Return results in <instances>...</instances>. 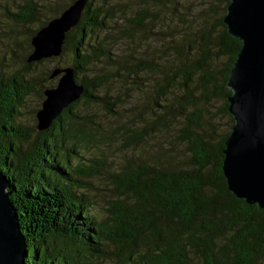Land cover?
Segmentation results:
<instances>
[{
    "label": "trees",
    "instance_id": "trees-1",
    "mask_svg": "<svg viewBox=\"0 0 264 264\" xmlns=\"http://www.w3.org/2000/svg\"><path fill=\"white\" fill-rule=\"evenodd\" d=\"M73 1L19 0L13 10H6L9 21L29 31L21 70L0 75V170L10 180L9 200L27 245L25 264H82L85 252L110 256L114 264H264V208L236 198L222 173L224 141L234 123L227 110L226 98L231 91L226 81L241 46L223 23L229 0H224L218 30L204 26L190 31L195 38L188 40L187 49L183 44L168 47L174 50L172 55L181 58L170 68L143 58L130 65L122 54L105 47L94 33L104 30L113 13L88 0L79 23L66 33L59 55L71 54L70 66L76 81L84 85L83 94L47 129L36 130L40 139L24 148L28 134L19 109L32 92L39 100L44 99L46 85L42 81H48L54 69L42 79L34 76L32 69L49 58L26 62L32 51L30 38ZM147 1L149 6L146 4L122 30L124 35L139 30L142 40L149 38L148 23L153 24L157 16L154 6H164L170 0ZM33 24L35 28L26 27ZM218 58H225V62L216 78L212 63ZM137 71L162 74L155 79L151 104L148 100L136 110L138 125L135 120H122L132 124L130 128L120 126L121 137L144 146L150 135L170 134L174 142L184 145L186 161H173V143L168 148L158 146L156 162H144L131 173L115 176L119 178L116 188L120 198L110 204L113 215L109 220L98 221L86 194L72 189L83 185L74 173L92 176L99 170L98 166L72 163L77 149L94 141L102 130L99 121L93 115L80 114L79 107L81 103L98 104L105 112L116 114L115 107L123 105L124 98L102 93L103 86L114 78L123 84L126 75L136 76ZM79 73L86 76L79 77ZM49 83V87L54 86ZM214 93L222 96L223 112L231 122L230 130L217 140L210 125V132L202 128V112L197 108L200 97L209 99ZM145 111L148 119L144 118ZM181 117L184 121L178 122ZM42 149L46 155L53 150L51 158L41 155ZM58 156L62 157L60 162ZM130 195L132 205L126 202ZM104 242L115 246L111 254L98 247Z\"/></svg>",
    "mask_w": 264,
    "mask_h": 264
},
{
    "label": "rangeland",
    "instance_id": "rangeland-1",
    "mask_svg": "<svg viewBox=\"0 0 264 264\" xmlns=\"http://www.w3.org/2000/svg\"><path fill=\"white\" fill-rule=\"evenodd\" d=\"M18 1L0 0V75L7 76L9 72L21 70L22 56L27 49L26 38L29 31L23 26H16L6 18V10H13ZM13 2L16 4L14 5ZM95 2L100 4L107 13H113V16L106 20L104 30L97 34L94 33L100 41H103L105 47L116 50L117 54H122V58L130 65L137 64L139 59L143 58L149 62L164 63L166 68L172 67L174 63L181 60L180 56L172 55L174 50L169 49V46L183 44L184 49H187L188 40L195 38V35L190 31L197 32L204 26L213 32L218 30V18L225 11L224 0H170L164 6H154L157 13L156 19L153 24L148 23L151 29V32H148L149 38L142 40L139 30H130L126 35L122 30L128 28L130 21L135 19L136 15L147 5L149 6L147 0H107L106 3L102 0H95ZM171 4H175L178 10H173ZM26 27L32 29L36 27V24ZM161 51H164V54ZM157 54L164 57L159 59ZM70 62L71 54L69 53L61 57H49V60H45L32 71L34 76L42 79L47 71L55 67L70 66ZM224 62L225 58H218L212 63L213 74L216 78H219L218 75ZM136 74V76L126 75L123 84V81L114 78L111 83L103 86L102 93L124 98L123 105L115 107L116 114L111 115L105 112L104 108L98 104L84 105L81 103L79 107L80 114L93 115L99 121L97 123L102 130L95 135L94 141L77 149L78 156L72 155V163L79 162L86 167L89 165L98 166L99 170L92 176H78L74 173V177L81 180L83 185L81 187L72 186V189L77 194L81 192L86 194L91 204L90 211L98 221L109 220V217L113 215L110 211V204L120 198L116 188L119 178L117 179L115 176L120 177L131 173L137 165L144 162L150 160L156 162L157 160L154 158L158 153V146L168 148L169 143H173V150L170 149L174 155L173 161L182 164L186 161L187 154L184 145L174 142L175 140L170 134L164 133L161 137L159 134L150 135L146 138L144 146L130 144L121 137L120 126L124 125L130 128L132 124V122H122V120H135L138 125L136 110L143 104L145 105L148 100L151 104L152 97L155 96L153 92L155 79L159 78L162 73L137 71ZM78 76L85 77L86 73H79ZM58 77H49L50 79L42 81V84L49 87V82H51L55 86ZM211 89L213 90V87ZM179 92L176 90L174 94L178 95ZM217 93H214L209 99L200 97L197 104V108L202 112V128L206 132H210V125L214 130L212 135L215 140L228 132L231 125L229 116L223 112V98ZM125 94L129 98H126ZM196 95L199 96L198 92ZM169 100L171 101L172 98ZM41 102L42 100H39L36 93L32 92L24 99L23 105L19 109L21 124L26 128L28 134L26 141L22 143L24 148L29 147L36 139H40V136L36 134L37 122L34 110L40 108ZM159 109L157 108V110ZM144 114V118L148 119L146 111ZM183 121V117L178 119V122ZM43 150L40 151V154L51 158L53 150L47 155L43 153ZM60 154L63 153L60 152ZM61 158L58 156L57 160L60 162ZM97 161L99 162L96 164ZM126 202L132 205L134 203L133 196H128ZM98 247L104 254H111L115 250V246L111 242H104ZM81 261L82 264H114L110 256L97 257L89 252L84 253Z\"/></svg>",
    "mask_w": 264,
    "mask_h": 264
},
{
    "label": "water",
    "instance_id": "water-1",
    "mask_svg": "<svg viewBox=\"0 0 264 264\" xmlns=\"http://www.w3.org/2000/svg\"><path fill=\"white\" fill-rule=\"evenodd\" d=\"M88 0H74L30 38L26 62L58 57L65 36L76 26ZM223 23L228 34L241 43L228 72L227 110L233 118L222 150V173L228 190L247 204L264 208V0H229ZM59 76L53 87L43 89L44 99L35 113L36 130L52 121L84 91L71 66L54 68ZM10 180L0 170V264H25L27 245L9 200Z\"/></svg>",
    "mask_w": 264,
    "mask_h": 264
},
{
    "label": "flooded vegetation",
    "instance_id": "flooded-vegetation-1",
    "mask_svg": "<svg viewBox=\"0 0 264 264\" xmlns=\"http://www.w3.org/2000/svg\"><path fill=\"white\" fill-rule=\"evenodd\" d=\"M53 197H54V199H55L56 196H53Z\"/></svg>",
    "mask_w": 264,
    "mask_h": 264
}]
</instances>
